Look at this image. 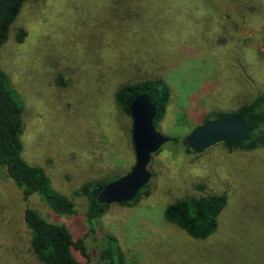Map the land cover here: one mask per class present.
Instances as JSON below:
<instances>
[{
	"label": "rangeland",
	"instance_id": "374dc122",
	"mask_svg": "<svg viewBox=\"0 0 264 264\" xmlns=\"http://www.w3.org/2000/svg\"><path fill=\"white\" fill-rule=\"evenodd\" d=\"M0 70L22 106V158L75 201L76 214L58 217L35 196L29 206L84 239L86 264H98L104 234L125 264H264V146L187 153L166 143L151 156L138 201L108 205L94 234L75 194L134 165L131 119L115 101L122 85L163 79L169 100L153 126L180 141L202 117L264 94V0H27L0 48ZM213 194L227 203L206 239L165 220L176 200ZM24 205L0 178V264H44L31 250Z\"/></svg>",
	"mask_w": 264,
	"mask_h": 264
},
{
	"label": "trees",
	"instance_id": "16d2710c",
	"mask_svg": "<svg viewBox=\"0 0 264 264\" xmlns=\"http://www.w3.org/2000/svg\"><path fill=\"white\" fill-rule=\"evenodd\" d=\"M26 1L0 0V48L7 41L10 27ZM24 35L25 32L20 30L16 34V41L20 43ZM141 94L147 95L156 109L153 120L155 125L157 119L165 113L169 100L168 86L159 78L122 85L115 93V101L120 111L128 118H130L131 102ZM224 118H238L249 130L246 141L224 142V145L243 150H254L264 146V94L254 97L231 112H216L202 117L200 122L202 125L214 119ZM22 132V106L8 78L0 70V178L13 182L25 204L23 222L30 233L31 250L44 264H86L89 256L84 239H73L64 224L48 221L36 209L29 206V200L35 196L43 206L58 217H70L76 214L75 201L52 189L44 170L39 166L28 164L22 158ZM129 136L133 148L130 128ZM165 138L167 143H180L187 153H194L187 149L183 141L177 138ZM106 183H108L106 179L88 181L75 192L85 201L84 218L89 233L92 234L95 232L96 220L109 207L96 201L98 193ZM145 187L146 185L132 200L120 205L136 203ZM226 203L227 198L223 194L185 197L167 205L163 215L167 222L182 229L191 238L203 240L216 231L218 218ZM97 250L98 264H125V255L114 236L102 235L98 240Z\"/></svg>",
	"mask_w": 264,
	"mask_h": 264
},
{
	"label": "water",
	"instance_id": "95a60500",
	"mask_svg": "<svg viewBox=\"0 0 264 264\" xmlns=\"http://www.w3.org/2000/svg\"><path fill=\"white\" fill-rule=\"evenodd\" d=\"M129 113L134 165L125 176L103 186L96 198L97 203L101 205L120 204L132 200L151 178L148 170L151 156L167 143V139L154 129L156 109L147 95L135 97ZM248 133V128L238 118L214 119L195 127L182 141L188 150L202 153L218 143L244 142Z\"/></svg>",
	"mask_w": 264,
	"mask_h": 264
}]
</instances>
